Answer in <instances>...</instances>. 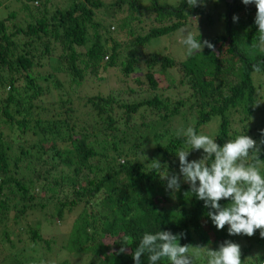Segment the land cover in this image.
Masks as SVG:
<instances>
[{
  "label": "trees",
  "instance_id": "trees-1",
  "mask_svg": "<svg viewBox=\"0 0 264 264\" xmlns=\"http://www.w3.org/2000/svg\"><path fill=\"white\" fill-rule=\"evenodd\" d=\"M22 1L20 10L5 12L11 2L0 0V264H45L54 239L42 234V222L30 223L51 205L47 221L52 213L70 223L62 247L78 259L60 264H135L143 234L160 230L181 234V245L212 249L245 239L242 264L254 238L264 249L260 230L252 237L230 236L228 225L218 230L204 202L185 197L190 185L182 177L175 193L160 178L179 173L176 152L191 151L183 135L188 127L220 145L240 134L261 139L264 53L252 47L255 4L220 0L225 33L194 36L212 42L215 52L205 47L178 61L148 49L149 40L182 28L193 15L211 22L209 5L217 0L196 7L149 0L139 16L141 0ZM148 18L151 26L140 27ZM254 64L262 71L254 72ZM113 74L118 88L85 92L90 80ZM259 117L263 123L251 126ZM202 154L193 150L189 160ZM259 255L247 264H264ZM141 264H149L147 254ZM195 264H207L206 253Z\"/></svg>",
  "mask_w": 264,
  "mask_h": 264
},
{
  "label": "clouds",
  "instance_id": "clouds-1",
  "mask_svg": "<svg viewBox=\"0 0 264 264\" xmlns=\"http://www.w3.org/2000/svg\"><path fill=\"white\" fill-rule=\"evenodd\" d=\"M200 3L201 0H187L189 7L199 6ZM242 3H254L256 6L258 43L254 41L252 47L264 53V0H242ZM233 21L238 22L239 16L234 14ZM183 43L187 45L189 56L205 47L215 52L212 42L207 39L201 41L190 31L186 32ZM253 71L259 73L262 69L259 64H254ZM183 135L186 143L191 146V151L180 148L176 152L179 173L168 172L160 177L166 180V190L178 192L182 177L183 182L190 185V191L184 193L185 197L193 194L203 201L204 206L209 209L207 216L218 230H223L228 225L230 236L248 237L260 230L259 235L264 238V175L260 168L264 163L260 158L264 151V129L260 130L259 141L247 134H240L234 139H228L223 145L209 135L198 134L193 127H188ZM193 150H203L201 158L189 160ZM152 161L154 171L162 168L159 159ZM222 200L229 203L222 205ZM180 239L181 234H173L169 230L145 232L139 246L132 253L135 264H141V257L145 254L149 264H157L162 258H167L170 264H195L196 258L202 252L206 253L207 264H242L241 245L230 239L220 243L218 249L201 245H181L180 242L177 243ZM122 243L128 245L127 236ZM125 251L126 247L120 249V252ZM257 257L260 255L257 254ZM248 259L243 264H247Z\"/></svg>",
  "mask_w": 264,
  "mask_h": 264
},
{
  "label": "rangeland",
  "instance_id": "rangeland-1",
  "mask_svg": "<svg viewBox=\"0 0 264 264\" xmlns=\"http://www.w3.org/2000/svg\"><path fill=\"white\" fill-rule=\"evenodd\" d=\"M9 1L11 3L7 5V9L4 8L5 12L6 10H10L13 7H15V9L17 10L21 9L23 3L22 0H14V2L13 0H9ZM158 1L162 5L171 4L173 6H176L179 4L180 0H158ZM217 1H218L217 4H213V2H211V4L209 5L210 7L209 15L212 16L211 22L203 18L204 21L207 23V24H203L201 17L193 15L189 19L188 23L185 24L182 28L172 33L151 38L149 40L147 48L150 50L160 51L169 54L172 58L178 61H182L189 56L187 45L183 43L187 31H190L194 36L198 34H202L206 38H211L216 35L225 33L226 30L225 21L217 18L219 16V13L222 12L224 5L223 3H221L220 0ZM141 3L143 6H139V10L141 11L137 12V16H139L142 12L143 14L147 13L149 10L146 8V6H148L151 2L149 0H141ZM34 4L37 5V2H34ZM19 15L20 17L24 16L22 12H20ZM147 20H149V18L146 19L145 22L140 25V27H142V25L149 22ZM150 24H151L150 22L147 24L146 29H148L151 26ZM181 29H184L185 31H181ZM111 30L113 31L114 37L117 38V35L114 33L115 31L114 28H111ZM110 42L113 43V41ZM93 81L95 82H92L90 80L89 83L86 85L85 92L88 94H99V93L107 94L111 89L118 88V84H119L118 79L114 74L103 77L102 79L95 78ZM259 123H263L262 120L260 121V117L254 119L253 123H251V126L259 125ZM260 168L262 170L264 169V166H260ZM52 207L53 205H51L49 208L39 211L36 217H34V219L31 220L32 222L30 223L34 225L37 221L42 222L41 225L42 234L45 236V238L47 237L48 239L50 238L54 239L53 250L50 253V256L47 257L45 264H60L62 261L66 259L70 260V262L73 263H75V261L78 262V259H76V257H72V253L69 254V252L64 247H62L64 246V244L67 243L66 239L68 237L70 223L67 222L63 223L57 220L56 214H52V213L49 214L47 221L46 216L49 212L53 211ZM76 214H78L77 211L74 213H70L69 217L67 218V221L71 222L74 215ZM22 236L25 239L29 237L28 234ZM255 239L256 238L253 239L254 247L252 251H250L248 254L244 256L245 260H247L249 257H250L249 259H251L254 255L264 252V249L256 243ZM246 241L247 240L245 239L244 240L240 239L238 243L241 245V247H243L244 246L243 242H245L246 245L247 244ZM241 257H243V255Z\"/></svg>",
  "mask_w": 264,
  "mask_h": 264
},
{
  "label": "water",
  "instance_id": "water-1",
  "mask_svg": "<svg viewBox=\"0 0 264 264\" xmlns=\"http://www.w3.org/2000/svg\"><path fill=\"white\" fill-rule=\"evenodd\" d=\"M231 1V0H230Z\"/></svg>",
  "mask_w": 264,
  "mask_h": 264
}]
</instances>
